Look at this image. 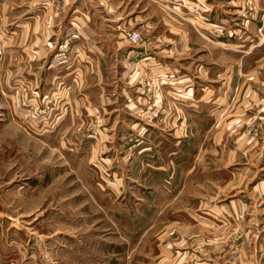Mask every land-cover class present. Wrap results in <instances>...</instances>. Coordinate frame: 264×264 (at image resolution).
<instances>
[{
    "label": "crops",
    "instance_id": "1",
    "mask_svg": "<svg viewBox=\"0 0 264 264\" xmlns=\"http://www.w3.org/2000/svg\"><path fill=\"white\" fill-rule=\"evenodd\" d=\"M184 2L177 15L153 0H62L59 9L56 0H0V128L44 148V173L29 179L38 197L61 187L59 206L65 198L68 208L71 173L76 199L113 198L132 214L133 197L141 198L142 233L158 207L176 214L179 235L262 198L264 0ZM131 31L141 40L131 41ZM251 117L262 121L258 138L249 136ZM54 150L74 155V166L60 158L47 170ZM89 157L96 160L84 176L74 173ZM244 181L252 194L213 192V183L228 190Z\"/></svg>",
    "mask_w": 264,
    "mask_h": 264
},
{
    "label": "rangeland",
    "instance_id": "2",
    "mask_svg": "<svg viewBox=\"0 0 264 264\" xmlns=\"http://www.w3.org/2000/svg\"><path fill=\"white\" fill-rule=\"evenodd\" d=\"M153 2L172 13L161 1ZM100 120L93 122L95 127L103 126ZM249 120L252 127L249 136L258 138L262 121L256 122L257 119L252 117ZM36 121L38 124L43 122L39 118ZM53 123L58 125L59 121L55 119ZM3 128H0V264H264V185L260 187L261 194L256 192L262 197L258 203L245 199L248 203L244 202L246 207L241 213L230 214L223 223L199 225L201 228L189 225L182 229L184 235H179L176 214L165 212L166 208L160 213L162 208L155 207L158 215H149L155 225L142 233L146 200L133 197L132 214H125L124 206H116L113 198L96 197L99 204H92L88 199L78 200L71 196L81 191L78 190L80 185L73 183L71 173L68 176L72 183L68 208L64 206L65 198L59 206L60 199L57 198L61 187L53 194L54 198L45 196L42 199L45 194L42 191L40 199L36 190L31 189L29 179L33 172L44 173L45 161L38 155L44 148L32 149L33 143L30 146L25 136L23 140L27 142L22 143V138H16V135H2ZM254 128L257 134H254ZM93 132L92 135L97 136ZM42 135L36 134L38 138ZM54 143L58 144V141ZM56 151L47 170H55L60 158H68L70 166H74L71 160L74 155H69V151ZM88 160L93 165L96 157L83 159L78 168L74 167V173L80 171L81 177L84 176ZM97 160L103 165L101 155ZM95 167L98 176L99 167ZM103 168L108 173L107 166ZM55 180L54 185L59 183ZM252 183L244 181L241 187L238 184L228 190L222 187L223 183H213V192L218 196H232L244 189L252 194ZM90 184L86 182V185ZM96 195L101 194L97 192ZM109 201L110 208L116 206L112 209L115 212H107L105 206Z\"/></svg>",
    "mask_w": 264,
    "mask_h": 264
},
{
    "label": "built area",
    "instance_id": "3",
    "mask_svg": "<svg viewBox=\"0 0 264 264\" xmlns=\"http://www.w3.org/2000/svg\"><path fill=\"white\" fill-rule=\"evenodd\" d=\"M156 1H161V3L167 9L171 10L172 13L177 14V15H180L178 13V8L180 6H187V5H185L184 0H156ZM169 3H172L173 5L170 6ZM55 6H56L57 9L61 8V6H62V0H56ZM195 7L197 9V6H195ZM218 34L220 35V33H218ZM128 37L133 42H138L139 40H141L140 33H138L137 31H131V33H129V36ZM69 40H70V37L66 38L65 39V44H67L69 42ZM2 56H3V46L0 43V60L2 59ZM63 58H64V53H63V50H61L56 55H54L53 61L58 63ZM146 83L148 85H151V83H152L151 79L147 78L146 79ZM97 127H100V125L97 126ZM93 131H94L93 134H97V131L95 129ZM253 131L255 132L254 134H257L258 133L257 130H256V128H254Z\"/></svg>",
    "mask_w": 264,
    "mask_h": 264
}]
</instances>
